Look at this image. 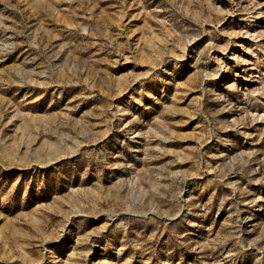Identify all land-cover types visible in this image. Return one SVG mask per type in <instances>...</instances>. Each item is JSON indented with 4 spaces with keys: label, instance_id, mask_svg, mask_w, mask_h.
Returning a JSON list of instances; mask_svg holds the SVG:
<instances>
[{
    "label": "rangeland",
    "instance_id": "1",
    "mask_svg": "<svg viewBox=\"0 0 264 264\" xmlns=\"http://www.w3.org/2000/svg\"><path fill=\"white\" fill-rule=\"evenodd\" d=\"M0 264H264V0H0Z\"/></svg>",
    "mask_w": 264,
    "mask_h": 264
},
{
    "label": "bare ground",
    "instance_id": "2",
    "mask_svg": "<svg viewBox=\"0 0 264 264\" xmlns=\"http://www.w3.org/2000/svg\"><path fill=\"white\" fill-rule=\"evenodd\" d=\"M246 74H247V76L245 77V80H244V82H247V81H249L250 82V79H249V76H251L252 74H251V71H248V70H245L244 71ZM259 77V76H258ZM248 89V90H247ZM248 92V94L249 95H255V94H257L258 93V90L257 89H252V88H246V93Z\"/></svg>",
    "mask_w": 264,
    "mask_h": 264
}]
</instances>
